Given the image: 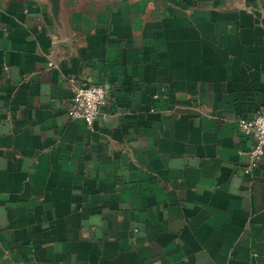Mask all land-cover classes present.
I'll list each match as a JSON object with an SVG mask.
<instances>
[{
    "label": "crops",
    "instance_id": "obj_1",
    "mask_svg": "<svg viewBox=\"0 0 264 264\" xmlns=\"http://www.w3.org/2000/svg\"><path fill=\"white\" fill-rule=\"evenodd\" d=\"M260 110L264 0H0V264H264Z\"/></svg>",
    "mask_w": 264,
    "mask_h": 264
},
{
    "label": "built area",
    "instance_id": "obj_2",
    "mask_svg": "<svg viewBox=\"0 0 264 264\" xmlns=\"http://www.w3.org/2000/svg\"><path fill=\"white\" fill-rule=\"evenodd\" d=\"M50 66L53 67L54 63L51 62ZM68 81L73 92L68 114L72 119L84 121L92 129L101 107L107 102L108 89L102 84L95 83L86 87L80 86L73 77ZM163 94L164 89H160L153 97L158 99ZM238 122L241 131L253 140L250 150L252 164L245 171L251 173L264 155V111L260 110L252 117H241Z\"/></svg>",
    "mask_w": 264,
    "mask_h": 264
}]
</instances>
